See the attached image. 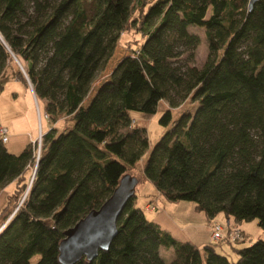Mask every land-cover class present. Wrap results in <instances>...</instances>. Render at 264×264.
<instances>
[{
  "label": "trees",
  "instance_id": "1",
  "mask_svg": "<svg viewBox=\"0 0 264 264\" xmlns=\"http://www.w3.org/2000/svg\"><path fill=\"white\" fill-rule=\"evenodd\" d=\"M191 24L204 28L209 52L180 73L168 59L199 43ZM124 31L141 42L85 103ZM12 54L26 75L18 67L15 78L44 101L46 119L63 124L43 131L37 158L31 141L15 154L0 140V264H29L35 254L34 264H62L64 230L99 207L149 148L133 113L149 118L162 99L197 106L153 144L138 182L210 218H255L264 229V0H0V75ZM171 119L166 108L158 121ZM135 197L109 247L73 264H264L263 238L235 248L231 261L214 243L176 240ZM162 245L173 247L168 263Z\"/></svg>",
  "mask_w": 264,
  "mask_h": 264
},
{
  "label": "rangeland",
  "instance_id": "2",
  "mask_svg": "<svg viewBox=\"0 0 264 264\" xmlns=\"http://www.w3.org/2000/svg\"><path fill=\"white\" fill-rule=\"evenodd\" d=\"M188 29L199 35V43L192 48L179 46L178 49H180L181 52L177 56H173L168 59L170 65L177 68V71L180 73H183L188 65L200 67L209 52L207 40L204 34V28L199 25L191 24L188 26ZM140 42L141 38L137 33L124 31L120 34V37L111 55L107 60L103 61L95 71L94 77L89 84V92L87 97H85V103L88 102L100 83L109 78L110 73L117 61L124 54L131 52L132 48L137 47ZM13 56L15 55L12 54V61L5 63L3 72L0 75V121L5 123L2 125L8 126L6 127L8 128V134H10V140L8 138L9 142L7 141L5 144L8 146L10 144L13 145L14 141L17 139H20L18 141L19 143L22 141L21 138L24 137L33 138V141L31 142L36 144L35 155L37 158L40 151L42 134L43 131H46L45 128L47 124L45 121L46 117L43 116L44 107L41 101H39L38 106L36 99L30 90H28V88H24L23 83L15 78V72L19 65ZM170 93L176 98L173 89H171ZM196 106L197 103L191 101L190 98L182 100L173 107L169 106L167 99H162L159 101L156 112L149 118L144 117L140 112L135 111L133 113L135 118L134 120L139 125H142L146 128L150 145L141 159L136 163L135 167L129 169L128 172L135 175L137 178L142 176L141 167L144 160H146V158L149 156L153 144L183 113L190 112L193 114ZM166 108L171 109L172 119L167 125H162L159 123L158 119ZM48 123L51 126L55 124L58 128H61L63 124L62 121L55 123L50 120ZM39 131H41L40 136ZM33 171L34 168L31 169L29 177H33ZM6 190L7 188H5V191ZM135 194L136 197L134 199V205L143 206L145 201L149 202L150 200V202L153 203L155 207L144 211L146 217L161 224L159 226L162 229L168 231L178 241H184L186 238H189L191 233L194 232V228L187 227L188 225L199 224L201 221L204 222V220H210V217L206 216V213H204L202 210H196L194 208L193 201L179 200L178 202H174V200H170L165 196L160 195L152 182L147 179L139 181L136 184ZM4 199L5 193L2 192L0 193V207L4 202ZM163 202L167 203V206L164 210L162 208ZM158 213L162 215L168 214V216L174 214L173 224L169 218L167 219V216L166 218L162 217V219L160 217L153 219L154 214ZM211 222H219L222 224L225 223L224 214L222 212H218L213 217ZM237 224L236 226L239 227L244 235L243 240L237 242H213L215 245V250L221 254H224L231 261H235L238 257L235 248L247 246L258 238L264 239V229L258 225L257 219L253 218L249 220H243ZM197 232V240H203L208 235V230L205 228V225L198 227ZM204 244L205 243H199L198 247H202ZM160 254L165 262L168 263L174 256L173 247H166L162 245ZM37 259L38 254L33 255L30 258L29 264H34ZM202 262V264H205L204 259Z\"/></svg>",
  "mask_w": 264,
  "mask_h": 264
},
{
  "label": "water",
  "instance_id": "3",
  "mask_svg": "<svg viewBox=\"0 0 264 264\" xmlns=\"http://www.w3.org/2000/svg\"><path fill=\"white\" fill-rule=\"evenodd\" d=\"M255 0H249V7ZM20 69L25 75L16 56ZM26 76V75H25ZM30 88L31 84L29 83ZM33 94L34 91L32 90ZM36 166L34 167L33 175ZM138 178L123 174L110 195L97 208L89 210L73 225L64 230L58 245V258L62 264H73L81 258L93 259L98 251L106 250L117 233V219L126 202L134 195Z\"/></svg>",
  "mask_w": 264,
  "mask_h": 264
},
{
  "label": "crops",
  "instance_id": "4",
  "mask_svg": "<svg viewBox=\"0 0 264 264\" xmlns=\"http://www.w3.org/2000/svg\"><path fill=\"white\" fill-rule=\"evenodd\" d=\"M29 90H30V92L33 94V92H32V90L30 89V86H29ZM28 94V93H27ZM29 95V94H28ZM33 96H34V94H33ZM42 103H43V107H44V101L42 100ZM45 121H46V128L45 129H48V128H50L51 127V125H49V120L48 119H45ZM0 124H5V123H3L2 121H0ZM7 126V125H6ZM8 127V126H7ZM8 129V128H7ZM43 131V130H42ZM10 135V134H9ZM22 139V141L21 142H19L18 143V141L20 140V139H17V140H15L14 141V144L12 145V144H10L9 146L7 145V144H5L6 145V147L8 148V150L10 151V152H12V153H15V154H17V153H19L20 151H21V149L24 147V145L26 144V143H28L29 141H33L32 139L33 138H27V137H24V138H21ZM9 140H10V137H9ZM9 140H8V142H9ZM157 190V189H156ZM158 191V190H157ZM5 193L6 191L5 190H1L0 191V193ZM159 193V192H158ZM160 194V193H159ZM161 195V194H160ZM159 201V200H158ZM149 202H150V200H149ZM174 202H178V201H174ZM148 203V201H145L144 202V204H143V206H138V207H141V208H143L144 209V211L145 210H147L148 208H146V204ZM166 206H167V203H165V202H163V204H162V208H163V210L166 208ZM166 216H167V219L169 218L170 220H171V223L173 224V222H174V214L173 215H171V216H168V214H165V215H162V214H160V213H158V214H154V216H153V219H155V218H157V217H160L161 219H162V217L163 218H166ZM207 216V215H206ZM224 218H225V223H223V224H227V223H229V225L230 226H232V225H236V223H233L232 222V220H229L228 218H226L225 216H224ZM204 220V219H203ZM213 220V218H210V220H208V221H206V220H204V222H202L201 221V223H199V224H191V225H188L187 227H193L194 228V232L193 233H191V235L189 236V238H186L185 240H191L192 242H194L195 244H197V245H199V243H213V241H211V239H210V229H211V227H210V224L212 223L211 221ZM154 221V220H153ZM157 223V222H156ZM158 225H161V224H159V223H157ZM170 224V223H169ZM205 225V228H207V230H208V235L206 236V238H204L203 240H197V238H196V236H197V228L198 227H200V226H204ZM238 225V224H237ZM167 229V228H166ZM184 240V241H185ZM161 249V246H160V248H159V250Z\"/></svg>",
  "mask_w": 264,
  "mask_h": 264
},
{
  "label": "built area",
  "instance_id": "5",
  "mask_svg": "<svg viewBox=\"0 0 264 264\" xmlns=\"http://www.w3.org/2000/svg\"><path fill=\"white\" fill-rule=\"evenodd\" d=\"M35 97V96H34ZM44 116L47 115L44 113ZM41 135V131H39V136ZM9 138L8 129L6 126L0 124V140L2 142H7ZM154 204L151 202H148L146 204V208L152 209L154 208ZM210 239L211 241L216 242H222V241H228V242H237L244 239V235L242 231L239 229L236 225H228L222 224L219 222H213L210 225ZM237 239V240H236Z\"/></svg>",
  "mask_w": 264,
  "mask_h": 264
}]
</instances>
